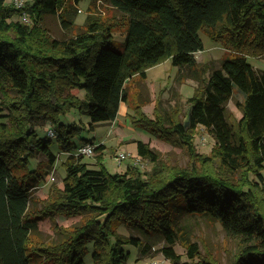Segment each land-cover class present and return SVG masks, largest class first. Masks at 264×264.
Instances as JSON below:
<instances>
[{
  "label": "trees",
  "instance_id": "1",
  "mask_svg": "<svg viewBox=\"0 0 264 264\" xmlns=\"http://www.w3.org/2000/svg\"><path fill=\"white\" fill-rule=\"evenodd\" d=\"M79 1L27 0L21 9L0 0V264H33L31 253L40 248L32 246L38 228L33 189L56 168L52 138L67 153L66 173L62 188L50 186L46 209L87 218L58 247L53 264H87L90 242L93 264H126L125 244L145 253L142 239L118 231L123 223L163 236L162 251L173 264H219L199 256L195 242L188 244L189 260L176 253L175 218L181 211L209 216L239 238L230 264H264V70L249 60L264 56V0H95L109 3L125 19L102 23L89 14L77 33L53 37L43 25L45 17L56 15L67 30L74 29ZM25 11L32 24L22 20ZM16 14L21 19H14ZM120 25L127 30L122 51L112 45ZM202 29L239 54L223 58L189 99L188 120L175 117L179 109L151 119L136 107L143 126L184 144L193 161H200L170 168L142 139L136 140L137 153L151 161L150 172L133 164L110 173L101 163L105 144L90 139L83 144H98L99 167L83 161L84 155L76 153L82 144L73 141L83 127L62 122V115L79 109L89 115L91 130L114 121L121 103H128L134 77L147 78L148 69L167 58L201 80L195 54L204 49ZM236 91L243 97L237 102L238 120L227 110ZM40 120L53 126L45 137L36 129ZM199 127L215 138L210 155L195 153ZM39 154L47 158L32 169Z\"/></svg>",
  "mask_w": 264,
  "mask_h": 264
},
{
  "label": "rangeland",
  "instance_id": "2",
  "mask_svg": "<svg viewBox=\"0 0 264 264\" xmlns=\"http://www.w3.org/2000/svg\"><path fill=\"white\" fill-rule=\"evenodd\" d=\"M7 2L11 3L12 1L7 0ZM77 8L75 16L77 26L74 29L67 30L56 15L46 16L43 25L53 37L61 39L77 33L89 14L95 16L102 23L122 22L121 19H125L124 13L103 1L80 0ZM19 17V14L13 16L14 19ZM30 24L32 23L30 22ZM113 34V47L122 51L127 36L125 26L120 25L113 31ZM199 34L204 49L196 52L195 55L201 80L195 79L188 67L179 69L178 66L172 64L171 58H167L150 67L147 78L141 79L136 76L129 83L127 112L123 111L124 106L121 111L119 109V125L112 127L109 123L101 124L91 130L89 129V115L79 109L74 108L66 115H62V122L66 124L76 122L83 127L81 134L74 138V143L80 145L85 143L86 139L97 143L101 140L104 141L106 148L103 151L101 163L110 173L123 172L133 164L138 165L143 171H152L151 161L142 158L137 153L136 140L138 139L149 142L151 148L157 151L162 163L170 168L188 167L193 162H199V159L193 161L192 152L184 144L166 139L163 136L164 132H153L149 130V126H143L141 124L144 122L142 121L143 115L138 113L139 111L137 112L138 108L136 110V107L139 106L141 112L152 119L166 113L175 115V111L179 109L175 117L183 119V121L188 120L191 109L189 99L201 90L213 69L220 67L223 58L239 54L238 50L231 48L228 44L211 38L207 30L202 29ZM249 60L254 66L264 69V56H250ZM82 92L84 94L83 90ZM242 100V94L236 91L227 103L228 112L237 120L242 116V110L237 102ZM4 112H8V110L4 109ZM165 126L169 128L167 123ZM49 128H53V126L45 120H40L36 126L40 137L47 136ZM194 145L196 154L210 155L215 145V138L204 127H199V131L195 134ZM51 149L58 154L56 168L45 173L43 181L33 189L32 207L37 216L38 228L31 235L32 246L40 247L31 253L33 264H53V259L59 253L58 247L70 239L71 233L76 227L85 225L87 221L83 215L53 214L46 209L45 202L51 195L50 186L55 184L62 188V179L66 173L62 163L66 159L67 153L61 150L56 138H52ZM122 151L127 157L118 163L115 156ZM100 154L101 152H95L92 156H84L83 161L88 162L91 167H99L97 158ZM46 158V155L39 154L32 159L30 167L32 169L38 167L39 162ZM260 198H262L260 208L264 209V192L262 195L260 194ZM175 219L179 237L174 248L183 261L190 259L188 244L191 242L198 244L199 256L213 258L219 264H230L239 252V238L228 234L221 222L205 215H190L185 211L178 212ZM136 227L124 223L118 227V231L124 235L138 236L147 247L146 252L142 253L136 245L125 244L124 248L130 254L126 264H145L148 261L155 262V264H173L162 251V248L167 245L166 239L161 235L149 233ZM42 248H49L50 251H42ZM93 251V244L90 242L88 243V253L85 256L87 264H93ZM50 257L52 258L50 259Z\"/></svg>",
  "mask_w": 264,
  "mask_h": 264
},
{
  "label": "built area",
  "instance_id": "3",
  "mask_svg": "<svg viewBox=\"0 0 264 264\" xmlns=\"http://www.w3.org/2000/svg\"><path fill=\"white\" fill-rule=\"evenodd\" d=\"M16 7L23 9L26 6V2L27 0H11ZM22 20L26 23H30L31 22V18L28 15V13L25 11L22 14ZM49 135L53 136L54 135V131L50 130L49 131ZM98 144L95 143H86V144H82L79 147H77L76 149V153L78 155H84V156H92L93 154H95V150ZM127 157V155L125 154V152H119L116 154L115 156V160L120 163L123 159H125ZM145 264H155V262H146Z\"/></svg>",
  "mask_w": 264,
  "mask_h": 264
},
{
  "label": "crops",
  "instance_id": "4",
  "mask_svg": "<svg viewBox=\"0 0 264 264\" xmlns=\"http://www.w3.org/2000/svg\"><path fill=\"white\" fill-rule=\"evenodd\" d=\"M256 67V66H255ZM256 68H258V69H260L259 67H256ZM264 70V69H263ZM149 71V70H148ZM148 71H147V74H148ZM136 77V76H135ZM134 77V78H135ZM122 106H124V108H123V111H125V112H127V110H126V107H127V103L126 102H122L121 103V105H120V111H121V109H122ZM119 116H117V118L114 120V121H112V122H108L109 124H111L112 125V127L114 126V125H119ZM104 124H107V123H104ZM99 143H104L105 144V142L104 141H100ZM105 146H106V144H105ZM105 150V149H104Z\"/></svg>",
  "mask_w": 264,
  "mask_h": 264
}]
</instances>
